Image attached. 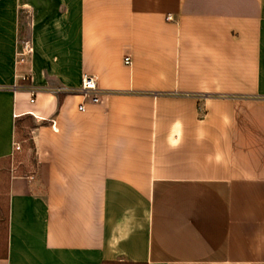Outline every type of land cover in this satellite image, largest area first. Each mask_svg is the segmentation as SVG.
<instances>
[{
	"label": "crops",
	"instance_id": "0c3cea01",
	"mask_svg": "<svg viewBox=\"0 0 264 264\" xmlns=\"http://www.w3.org/2000/svg\"><path fill=\"white\" fill-rule=\"evenodd\" d=\"M0 168V264H264V0H0Z\"/></svg>",
	"mask_w": 264,
	"mask_h": 264
},
{
	"label": "built area",
	"instance_id": "2783aa9c",
	"mask_svg": "<svg viewBox=\"0 0 264 264\" xmlns=\"http://www.w3.org/2000/svg\"><path fill=\"white\" fill-rule=\"evenodd\" d=\"M168 18H172L171 15L167 16ZM125 62L127 64H130L132 62V58L130 54H127L124 58ZM79 90L82 95L85 97V99L79 103L78 108L80 110H85L86 109V103L87 101H91V102H101L102 100V94L104 92V89L101 88L98 85L97 82V77L95 75L92 74H85L82 78V81L80 83V85L78 87L74 88H69V87H57L55 88L56 91H75V90ZM31 101L35 100V93H32L31 96ZM87 100V101H86ZM16 116V114H15ZM15 148L16 149H20L21 148V144L18 141H15Z\"/></svg>",
	"mask_w": 264,
	"mask_h": 264
},
{
	"label": "rangeland",
	"instance_id": "374dc122",
	"mask_svg": "<svg viewBox=\"0 0 264 264\" xmlns=\"http://www.w3.org/2000/svg\"><path fill=\"white\" fill-rule=\"evenodd\" d=\"M16 160L24 159V151L15 155ZM5 169L0 168V253L4 250L5 242V227H6V187H7V175H5Z\"/></svg>",
	"mask_w": 264,
	"mask_h": 264
}]
</instances>
